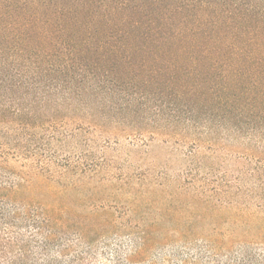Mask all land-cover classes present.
I'll return each mask as SVG.
<instances>
[{
	"label": "trees",
	"instance_id": "trees-1",
	"mask_svg": "<svg viewBox=\"0 0 264 264\" xmlns=\"http://www.w3.org/2000/svg\"><path fill=\"white\" fill-rule=\"evenodd\" d=\"M178 1L0 0V264H264L262 177H113L89 152L133 119L264 162V61H179Z\"/></svg>",
	"mask_w": 264,
	"mask_h": 264
},
{
	"label": "rangeland",
	"instance_id": "rangeland-1",
	"mask_svg": "<svg viewBox=\"0 0 264 264\" xmlns=\"http://www.w3.org/2000/svg\"><path fill=\"white\" fill-rule=\"evenodd\" d=\"M189 1L186 2L187 7L184 10H179L178 7H182L184 3L179 0L173 10V19L169 21L178 36L174 47L182 57H178L181 59L179 61L200 65L239 60L264 61V0ZM181 32H184L181 34L182 37L179 36ZM94 59L95 63L106 67L105 69L117 72L118 66L113 67L112 60L107 64H101L99 61L101 57ZM200 70L204 72L206 68ZM119 75L122 78L127 77V74L122 72H119ZM130 76L129 79H132ZM131 121L133 119L125 125L115 123L110 126L112 130L116 126L120 130L119 133L118 130H113L117 134H113L103 151L100 148L89 150L95 153V161L104 165L102 174L118 177L128 173L152 171L172 175L189 168L190 171L200 172L201 175H208L214 171L212 175L221 176L225 171H235L237 175L244 173L245 178L249 179L253 174L255 177H262L264 181V162L257 165L253 152L232 155L230 152L222 151L219 154L221 159H212L209 151L207 153L204 151L205 156L199 155L198 149L189 139L184 140L186 143L183 145L175 143V140L180 139L178 137L171 139L157 135L154 138L143 137L141 141L135 140L134 137L128 136L127 132H120L129 127ZM162 140L169 141L171 145L162 143ZM246 142L249 147L258 151H262L264 146L262 144L260 147L257 141L246 140L245 145ZM100 146H104L103 143ZM185 152L193 153L187 164H183L182 161ZM76 157L80 158V154L78 153ZM88 160L90 166L92 159ZM209 177L211 178V175ZM111 181L113 185L119 183L116 180ZM251 186L252 184L249 185Z\"/></svg>",
	"mask_w": 264,
	"mask_h": 264
}]
</instances>
